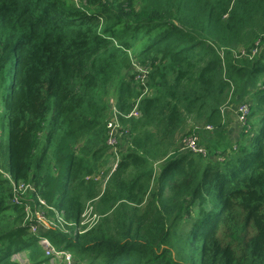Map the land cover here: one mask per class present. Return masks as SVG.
Here are the masks:
<instances>
[{
    "label": "trees",
    "instance_id": "16d2710c",
    "mask_svg": "<svg viewBox=\"0 0 264 264\" xmlns=\"http://www.w3.org/2000/svg\"><path fill=\"white\" fill-rule=\"evenodd\" d=\"M0 94V264H65L14 182L76 264H264V0H0Z\"/></svg>",
    "mask_w": 264,
    "mask_h": 264
},
{
    "label": "built area",
    "instance_id": "2783aa9c",
    "mask_svg": "<svg viewBox=\"0 0 264 264\" xmlns=\"http://www.w3.org/2000/svg\"><path fill=\"white\" fill-rule=\"evenodd\" d=\"M258 48H255L252 51V55H255L258 53ZM244 53L245 51L242 50ZM138 74V77L143 79L146 77V67L143 66H137L136 68ZM115 110V108H114ZM135 115H139L140 112L136 109L133 111ZM249 113V108L247 104L242 103L238 108H237V114H238V120L240 123L245 124L247 121V116ZM107 128L109 130V139L108 143L111 147V151L116 152L117 151V144L119 145V142H117V139L119 138V133L123 134L122 131L119 129V124L117 121V117L111 119L108 124ZM183 148L191 150L193 152H198V153H205L206 149L204 146L200 145L199 143V137L198 135H192L188 138L185 139V142L183 143ZM13 186L15 188V196L12 200L14 204L17 205H23L25 212H26V220L29 222L30 230L31 232L36 235L39 239V242L43 243L44 245L47 246V255L49 256H61L64 257L65 259V264H76V261L74 257L71 255L70 251L67 250L64 247H55L50 243L49 238L46 235H43L44 231L47 230L52 224L51 221H49L45 214L43 212H38L36 211L35 213L33 212L31 205L29 201L26 199V193L28 191H33V186L29 183L25 182H14ZM43 202V201H41ZM91 212H88L85 215L84 218V223H88L91 221Z\"/></svg>",
    "mask_w": 264,
    "mask_h": 264
},
{
    "label": "rangeland",
    "instance_id": "374dc122",
    "mask_svg": "<svg viewBox=\"0 0 264 264\" xmlns=\"http://www.w3.org/2000/svg\"><path fill=\"white\" fill-rule=\"evenodd\" d=\"M74 3H77L79 2L80 0H72ZM8 70H9V67H8ZM237 110H235L233 108V111L232 113L236 116L235 118L238 120V114L236 113ZM202 125V124H200ZM211 129H209L210 131ZM119 138L117 139V142H119L122 137H123V134L119 133ZM216 135L218 136L219 135V132L216 133ZM4 136L5 139L7 138L8 136V119H7V115H6V110H5V106L3 105V102H2V97H1V94H0V137ZM118 146V144H117ZM118 159H119V156H112L110 157L109 159V163L107 165V167H111V168H114L118 162ZM104 170V169H103ZM15 257L20 259L22 262L25 263V254L23 253V250L22 251H19L17 253H15Z\"/></svg>",
    "mask_w": 264,
    "mask_h": 264
},
{
    "label": "crops",
    "instance_id": "0c3cea01",
    "mask_svg": "<svg viewBox=\"0 0 264 264\" xmlns=\"http://www.w3.org/2000/svg\"><path fill=\"white\" fill-rule=\"evenodd\" d=\"M234 117L236 116L234 115ZM240 130H241L240 125L238 124L237 119L234 118V120L231 123V126L229 127L228 134L230 135L231 138L237 139Z\"/></svg>",
    "mask_w": 264,
    "mask_h": 264
}]
</instances>
